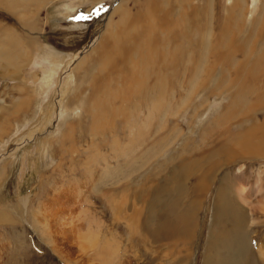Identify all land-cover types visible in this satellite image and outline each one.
<instances>
[{
	"label": "rangeland",
	"instance_id": "1",
	"mask_svg": "<svg viewBox=\"0 0 264 264\" xmlns=\"http://www.w3.org/2000/svg\"><path fill=\"white\" fill-rule=\"evenodd\" d=\"M193 1L189 3L199 4L202 9L196 18L201 19L197 20L200 26L196 24L202 28L198 36L209 37L212 32L210 38H215L225 18L226 24L233 26L228 36L240 31L252 33L257 22L264 20V0ZM122 3L134 13L144 8L146 0H0V264H203L202 255L206 252L212 257L217 249L215 245L208 253L207 240L214 194L223 176H228L232 191L240 184L249 190V201L253 199L249 210L257 216L256 223L248 226L250 242L256 240L253 243L259 246L264 241V212L255 209V201L264 198L261 156L246 157L217 172L201 198L189 240L186 237L183 242H170L162 238L144 244L137 239L132 208L139 205L135 193L140 175L163 170L161 164L170 155L178 154L177 147L185 138L198 148L211 141L215 129L222 131L240 119L238 111L250 106L255 98L247 95L232 109L230 81L236 66L230 65L231 70L224 74L219 70L209 74V62L214 58L210 53V58L203 57L209 68L201 72L189 70L183 86L176 83L170 93L141 105L128 101L121 111L128 118L125 124L122 116L104 132L91 126V110L85 112L90 91L85 73L94 72L96 65L90 55L102 35L118 22L117 8ZM101 6L104 10L93 14ZM81 16L87 19H77ZM193 33L192 30L188 35L192 37ZM9 39L13 42L8 43ZM205 50L202 47L200 53ZM228 67L225 65V70ZM110 89V104L115 105L120 87L111 85ZM222 114L225 118L217 119ZM81 131V140L74 142L72 139H77ZM115 133L120 135L118 144H114L120 149L119 166L103 178L111 187L116 183L120 198L127 195L122 198L126 209L119 208L117 213L98 198V190L91 192L83 171L96 149L92 134L107 146L102 152L108 154L113 146L109 136ZM174 138L179 139L167 145V140ZM69 143L75 146L72 155L82 166H75L68 152L62 154ZM111 167L115 168L114 162ZM93 178L97 177H90ZM92 184L104 185L98 179ZM171 204L166 200L156 206L159 219ZM89 206L93 212L87 211ZM78 227L93 240L97 232L95 243H89L87 240L92 238L87 237V244L84 241L85 245L79 247ZM53 239L59 242L57 247ZM251 249L254 256L249 264H264L255 248Z\"/></svg>",
	"mask_w": 264,
	"mask_h": 264
},
{
	"label": "bare ground",
	"instance_id": "2",
	"mask_svg": "<svg viewBox=\"0 0 264 264\" xmlns=\"http://www.w3.org/2000/svg\"><path fill=\"white\" fill-rule=\"evenodd\" d=\"M26 1L37 3L43 0ZM24 3L26 2L24 1ZM126 6L125 3H122L117 8L119 10L118 22L102 35L90 55L95 63L94 66L96 65L93 73H89L90 70H86L85 73V77L88 75L89 78L86 79L90 83V91L88 89L87 96L88 107L85 112L91 110V126L95 125L104 132L112 129L114 121L122 116L125 124L128 118L121 111L126 104L134 102L136 105H141L164 96L166 92L170 93V89L176 83L183 86L189 70L195 72L200 69L201 72L205 67L209 68L207 60L203 57L207 55L210 58V53L214 58L209 62L211 65L208 70L209 74L214 71L218 73V70L224 74L231 70L230 65L236 66L233 71L234 77L232 80L229 79L233 89L229 106L235 109L234 104L240 102L247 95H254L255 98L253 103H249L250 106L238 111L239 116H242L240 119L222 131L218 130L219 127L215 129L214 134L211 133L214 138L205 143L207 146H203L205 145L203 144L198 148L190 145V139L185 138L177 147L178 154L170 155L167 161L161 164L163 170H157L156 173L145 171L140 175L141 180L135 193V199L139 205L135 207V202L132 204L134 206L132 208L134 211L133 224L138 235L137 239H141L144 244L157 242L162 238L170 242L173 239L183 242L186 237L188 240L191 238L192 230L190 228L196 224L195 217L200 207L201 198L208 191L217 172L229 167L228 164L246 157H264V20L257 22L252 33L248 31L246 34H241L240 31V34L237 32V35L228 36L227 32L233 26L226 24L227 18H225L220 24L216 37L210 38L212 32L209 37L198 36V32L201 33L202 28L196 25L198 24L197 20L200 19L196 20V18L200 14V10L202 11L201 5H191L189 0H146L144 8H140L141 11L137 10L134 13H131ZM262 7L264 8L263 3ZM262 13L264 14V9ZM191 26H194L192 37L189 36L190 34L188 35L192 31ZM208 26L210 25L208 24ZM248 26L250 25L244 27ZM234 28L238 29V26L235 25ZM199 29L200 31H198ZM10 42L13 40L9 39L8 43ZM249 42L250 46H248ZM202 47H205L206 50L200 53ZM238 55L241 58H238ZM225 65L229 66L227 70H225ZM189 66L190 68H188ZM111 85L120 87L117 97L115 96L119 100L115 105L110 104ZM83 92L85 93V90ZM92 103L94 106L91 108ZM119 112L121 114H118ZM226 113L228 114V111L224 112V114ZM222 116L223 114L217 119H221ZM233 126L236 128L234 129ZM82 133L84 131L79 133L80 136L77 139L73 138L72 140L80 141ZM92 136L95 138V153L92 154L93 159L85 163L87 165L83 171L90 181L91 192L99 191L98 198L103 200V203L107 207L109 206L113 213H117L120 211L119 208L122 210L127 205L126 200L122 199L127 198V195H121L122 198H120L118 194L120 189L116 187V183L111 187L103 177L110 174L112 170L116 171L119 166L118 151L120 149L114 148V144L117 143L120 135L115 133L109 136L112 138L113 146L108 154L102 152V149L104 150L107 146L99 142V138L97 139L95 134ZM176 139L179 138L167 140V145L172 144ZM73 149L75 146L69 143L68 148L62 154L67 155L66 152H68V155L72 156V163L75 166H82L83 163L76 161L73 157ZM113 162L115 168L111 167ZM71 167L69 166V168ZM94 176L97 178L90 179ZM94 179L102 181L104 185L101 184L97 187L99 182L92 184ZM110 184L112 185V183ZM257 186H259L258 183L255 184V187ZM78 188L76 186V191ZM215 193L207 245L210 247L208 253L215 245L217 249L212 257L207 256L206 252L202 255L203 264H249L251 256H254L252 247L256 250V256L264 262V241L256 246V243H253L256 240L253 241V239L251 243V236L249 237L248 234L250 230L247 231L248 226L252 227L257 220L255 212L249 210L253 199L252 202L249 201L250 194L247 187L240 184L236 191H232L228 176H223ZM117 194L119 197L116 196ZM111 195L113 199L110 197ZM89 198H87L88 204H90ZM166 200L172 204L164 209V213L159 219L155 212L156 206ZM92 204L93 202L90 205ZM255 204V209L264 212V198L257 199ZM90 210H92L91 206L87 211ZM248 210L250 214H248ZM153 226L155 227L153 228ZM100 227L102 226L100 225ZM80 230L81 227H78L76 242L79 247H83L87 244L84 239L89 236L86 237V234ZM100 232H102L101 229ZM94 237V240L91 236L89 238H92V241H87L95 243L98 237L97 232ZM58 244L59 242L56 240V247Z\"/></svg>",
	"mask_w": 264,
	"mask_h": 264
},
{
	"label": "snow or ice",
	"instance_id": "3",
	"mask_svg": "<svg viewBox=\"0 0 264 264\" xmlns=\"http://www.w3.org/2000/svg\"><path fill=\"white\" fill-rule=\"evenodd\" d=\"M103 10H104L103 6H101L100 9L94 10L93 14H98L99 11H103ZM77 19H87V17L81 16V17H77Z\"/></svg>",
	"mask_w": 264,
	"mask_h": 264
}]
</instances>
